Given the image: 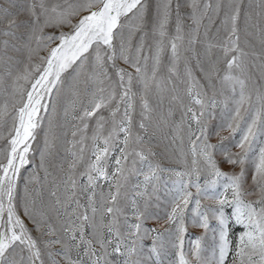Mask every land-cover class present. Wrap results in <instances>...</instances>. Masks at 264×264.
<instances>
[{
  "label": "snow or ice",
  "instance_id": "6c2138e0",
  "mask_svg": "<svg viewBox=\"0 0 264 264\" xmlns=\"http://www.w3.org/2000/svg\"><path fill=\"white\" fill-rule=\"evenodd\" d=\"M240 16L222 0H0V264H142L146 247L163 264L161 219L169 264H264V28L259 52L242 46Z\"/></svg>",
  "mask_w": 264,
  "mask_h": 264
},
{
  "label": "rangeland",
  "instance_id": "374dc122",
  "mask_svg": "<svg viewBox=\"0 0 264 264\" xmlns=\"http://www.w3.org/2000/svg\"><path fill=\"white\" fill-rule=\"evenodd\" d=\"M201 2L202 3L203 2H209V0H201ZM210 2L213 5H215L218 2V0H210ZM222 2L225 5H228L230 3H240L241 4V16H240L241 44H242V46H244V42L248 41L251 44H253L255 46V50L257 52H259L261 49V44H260V38H259L258 30H259V28H264V12L261 11V7L259 6L260 0H222ZM185 11H187V9H185ZM210 15H213V18L217 19L213 13L210 12ZM220 18H222V13H221ZM217 22H218V20H217ZM246 25H247V27H246ZM246 32L250 33V35H246ZM223 35H224V33L221 32L219 38H223ZM246 50H248V49L246 48ZM218 99L222 100L223 97H218ZM217 111L219 114V109ZM58 113L59 114L57 117V122L59 124L63 125L65 122L64 117H63V109L60 108L58 110ZM42 115H45V114L42 113ZM178 115L179 114L177 113V118H178ZM215 123L217 125H219V123H220L219 118L215 121ZM42 128H44V129L47 128V121L44 122V124L42 125ZM64 131H66L65 128L58 129V135L60 137L58 140V145L60 146L61 153L63 152V146H64L65 142L67 140L71 139L70 133L67 137L64 136V134H63ZM153 132H155L156 135L153 137L151 143H152L154 150L157 153L156 158L158 160H160L164 166L167 167L170 164L169 158H170L172 152L174 151L173 146L169 143L168 140L161 138V134H160L159 130L154 129V128H150L149 135H152ZM221 134L227 135V132L222 131ZM236 139H239V135L236 136ZM43 140H44V131L41 130L38 132L36 142H34L35 147L42 148L43 147ZM226 143L228 144L229 147H231L230 142H226ZM2 146H3V144L0 143V147H2ZM35 156H36V162L38 163L39 162V152L38 151L35 153ZM24 175H26V173ZM53 175L59 177L60 173L55 172ZM40 176H41V178H43V176H44L43 171H41ZM51 180H52V177H49L47 181L42 180V183H43V189L42 190L44 192V200H45L46 204L51 203V201L49 200L48 195H47ZM32 188L40 189L41 185H38V184L29 185V189L31 190ZM19 192H20V195L22 196L23 192H24L23 180H21L19 183ZM161 197H162V200L167 199V195H166L163 188L161 190ZM165 210H166L165 204L162 203L160 209H158V212L161 215V217H163ZM21 215L23 216L22 210H21ZM53 215H54V213H53ZM25 222L29 223L27 219ZM156 226L160 229V231L165 233V251L168 253V255H162L161 260L163 261V264H169L170 260L173 259V256L171 255L173 250L171 249V245H170V241L172 240V237L170 236L169 232L166 231V229L169 228V225L165 224L164 219H161ZM29 227L30 228L32 227V225L30 223H29ZM192 231L193 230L190 229V232H192ZM33 234L36 235V233H33ZM194 234L199 235L200 232L196 231ZM210 242H211V234H209L207 243H210ZM150 243H151L150 240L146 242L147 245H150ZM185 247L187 248V238H186ZM149 256H150V254H149L148 249L146 247L145 254L142 258V264H155V257L149 258Z\"/></svg>",
  "mask_w": 264,
  "mask_h": 264
}]
</instances>
